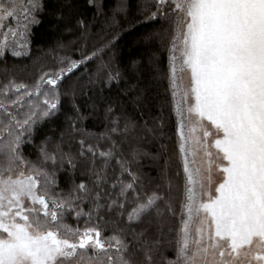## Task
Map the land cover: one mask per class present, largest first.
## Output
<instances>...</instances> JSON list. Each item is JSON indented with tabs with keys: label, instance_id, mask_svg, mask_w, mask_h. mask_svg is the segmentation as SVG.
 I'll use <instances>...</instances> for the list:
<instances>
[{
	"label": "snow or ice",
	"instance_id": "1",
	"mask_svg": "<svg viewBox=\"0 0 264 264\" xmlns=\"http://www.w3.org/2000/svg\"><path fill=\"white\" fill-rule=\"evenodd\" d=\"M49 11L47 0H0V58L28 55L32 26ZM51 14L68 34L78 31L76 39L58 40L48 53L53 63L34 80L0 81V264H264V0H152L142 13L167 24L146 38L168 51L178 200L167 145L147 150L163 138V117L118 114L99 95L124 79L113 58L88 76L89 91L99 89L86 105L78 103L79 84L66 83L118 37L99 36L89 54L90 24L71 0H58ZM124 94L146 107L144 89L130 84ZM66 98V127L40 141L33 161L25 146ZM98 111L106 126L92 134L81 125ZM144 160H164L156 177ZM80 166L91 183L76 182ZM177 213L175 258L167 259V221Z\"/></svg>",
	"mask_w": 264,
	"mask_h": 264
},
{
	"label": "trees",
	"instance_id": "2",
	"mask_svg": "<svg viewBox=\"0 0 264 264\" xmlns=\"http://www.w3.org/2000/svg\"><path fill=\"white\" fill-rule=\"evenodd\" d=\"M76 12L86 19L91 28V39L87 44V51L90 54L97 46L101 44L99 36L107 35L114 39V47L105 49L100 54L102 58H95L89 62L86 67H82L77 71L66 83H76L82 89L78 103L86 105L88 95L96 96L99 86L89 91L87 87L88 76L95 73L97 66L103 62L113 58L112 66L118 67L125 73L124 79L119 85L113 84L111 89L104 88L102 93L106 98V102H111L117 106L118 114L124 113L129 117H137L144 112V118L149 116L163 117L164 128L163 138L147 146V150L156 153L160 144H166L168 154L164 160H169L170 168L173 174V195L179 199L182 179H176L175 171L179 170V157L176 150L177 133H176V115L172 111L171 96L167 91L168 81L166 72L168 67V51L167 48L161 46L158 40H149L147 35L157 32L161 27H167L162 20L147 21L142 14L145 7L152 3V0H94V3H88V0H71ZM58 0H47L49 13L41 16V23L32 26L30 53L13 57L10 54L6 58H0V81L6 82L8 78L15 77L19 81L30 82L34 80L39 73L41 67L47 69L53 61L48 56L58 40L65 42L73 41L79 35V32L68 34L65 32V22H58L51 14V10L56 8ZM100 4V10L95 6ZM123 8V10H121ZM154 11L155 9H150ZM76 16L71 18L74 25ZM11 23V22H10ZM81 45L75 46V58L80 59ZM155 57V58H154ZM158 64L161 72L154 70V65ZM82 74H84L82 76ZM137 85L145 90L147 97L146 107L137 108L132 103V97L126 96L124 90L130 85ZM70 100H64V108L55 118L42 124L37 132L33 144H27L24 148L25 155L33 161L37 157V145L45 136H58L59 132L66 127V115H70ZM89 133L98 134L103 132L106 121L103 118V112L98 111L94 115H90L82 125ZM79 139V137L75 138ZM95 142V141H92ZM102 143V142H101ZM79 149V145L73 141L71 151L75 154ZM68 150L67 148L65 149ZM161 160L159 164H155L149 160L143 161L145 171L152 177H156L160 171V165L164 163ZM71 171V169H69ZM94 178L87 174L86 169L80 166L76 169L75 180L79 183L81 180L91 183ZM68 175L62 173L60 176V187L67 190ZM154 185L149 186V191ZM87 210V207H86ZM67 222L75 225L76 222L69 217ZM84 220L80 221L82 226ZM180 227L179 213L175 218H169L167 221V239L172 242L164 250V256L167 259L175 258L174 244ZM106 235H111V228L105 229ZM155 235V232H153Z\"/></svg>",
	"mask_w": 264,
	"mask_h": 264
},
{
	"label": "rangeland",
	"instance_id": "3",
	"mask_svg": "<svg viewBox=\"0 0 264 264\" xmlns=\"http://www.w3.org/2000/svg\"><path fill=\"white\" fill-rule=\"evenodd\" d=\"M10 23V22H9Z\"/></svg>",
	"mask_w": 264,
	"mask_h": 264
}]
</instances>
